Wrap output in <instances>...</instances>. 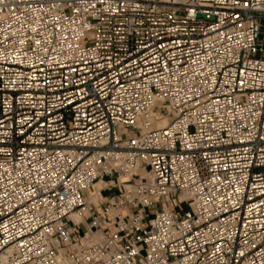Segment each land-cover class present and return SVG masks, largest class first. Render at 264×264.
<instances>
[{"label":"built area","instance_id":"obj_1","mask_svg":"<svg viewBox=\"0 0 264 264\" xmlns=\"http://www.w3.org/2000/svg\"><path fill=\"white\" fill-rule=\"evenodd\" d=\"M262 27L264 0H0V264H264Z\"/></svg>","mask_w":264,"mask_h":264},{"label":"bare ground","instance_id":"obj_2","mask_svg":"<svg viewBox=\"0 0 264 264\" xmlns=\"http://www.w3.org/2000/svg\"><path fill=\"white\" fill-rule=\"evenodd\" d=\"M168 122H169V119L167 117H163L161 120L156 119L154 121L153 128H163V127H165L168 124ZM98 188H99V186H98ZM96 200H97V198L95 197L94 201H96ZM73 217L77 218V220L80 219L76 214H74Z\"/></svg>","mask_w":264,"mask_h":264},{"label":"rangeland","instance_id":"obj_3","mask_svg":"<svg viewBox=\"0 0 264 264\" xmlns=\"http://www.w3.org/2000/svg\"><path fill=\"white\" fill-rule=\"evenodd\" d=\"M261 39L264 41V27H262V31H261V35H260ZM185 210L182 209V212H184Z\"/></svg>","mask_w":264,"mask_h":264}]
</instances>
